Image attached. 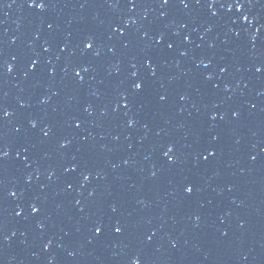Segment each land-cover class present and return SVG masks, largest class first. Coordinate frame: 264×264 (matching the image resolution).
Returning <instances> with one entry per match:
<instances>
[{
    "label": "water",
    "instance_id": "obj_1",
    "mask_svg": "<svg viewBox=\"0 0 264 264\" xmlns=\"http://www.w3.org/2000/svg\"><path fill=\"white\" fill-rule=\"evenodd\" d=\"M238 1L0 0V214L123 121Z\"/></svg>",
    "mask_w": 264,
    "mask_h": 264
},
{
    "label": "snow or ice",
    "instance_id": "obj_2",
    "mask_svg": "<svg viewBox=\"0 0 264 264\" xmlns=\"http://www.w3.org/2000/svg\"><path fill=\"white\" fill-rule=\"evenodd\" d=\"M162 2H163V3H167L168 0H162ZM181 2H183V0H181ZM35 6H36L37 8H41V9H42L45 5H44L43 2H41V3H39V4H36ZM237 7H239V5H238ZM93 47H94V41H92L91 39H87V40L84 41V50H85V51L91 50ZM169 47H171V45H169ZM9 70H11V69H9ZM258 70H259V69H258ZM83 71L86 72V71H88V69H87V68H84ZM75 75H76L77 77H79V76H80V72H79V71H76V72H75ZM141 87H142L141 83H136V84L134 85V88H136V89H140ZM161 99H164V97H161ZM3 115L7 116V115H8L7 111H4V112H3ZM77 126H78V125H77ZM33 127H35V124H33ZM44 134H45V136L48 135L47 132H45ZM62 146H63V145H62ZM171 152H172V149H171V147H170V148L168 149V151L164 153V155L168 157V160H169L170 162L173 160V157L170 155ZM7 155H8L7 151L0 150V159H3V158L6 157ZM85 179H87V176H85ZM185 191L190 193V192L192 191V188L186 186V187H185ZM37 211H38V209H37L35 206H33V207H32V212H37ZM95 231H96L97 233H99V232H101V228H100L99 226H97L96 229H95ZM116 231L119 232L120 229L117 228Z\"/></svg>",
    "mask_w": 264,
    "mask_h": 264
},
{
    "label": "clouds",
    "instance_id": "obj_3",
    "mask_svg": "<svg viewBox=\"0 0 264 264\" xmlns=\"http://www.w3.org/2000/svg\"><path fill=\"white\" fill-rule=\"evenodd\" d=\"M132 264H137V262L135 260H133Z\"/></svg>",
    "mask_w": 264,
    "mask_h": 264
}]
</instances>
